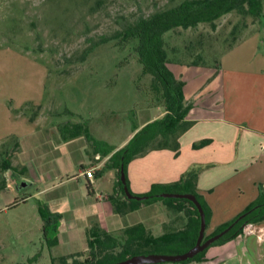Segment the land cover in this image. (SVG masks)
Returning a JSON list of instances; mask_svg holds the SVG:
<instances>
[{"label": "rangeland", "instance_id": "374dc122", "mask_svg": "<svg viewBox=\"0 0 264 264\" xmlns=\"http://www.w3.org/2000/svg\"><path fill=\"white\" fill-rule=\"evenodd\" d=\"M181 1L0 0V107L33 103L34 111L40 105L52 119L73 121L94 137L120 142L143 114L156 111L148 108L150 104L162 103L151 87V76L141 72L135 40L124 41L121 33L138 17ZM245 9L162 33L166 66L183 82L184 103H196L200 110L197 103L227 102L231 73L242 72L252 38L264 39V0L258 16ZM155 146V140L148 144ZM6 158L0 150V161ZM11 180L8 176L0 191V264H32L34 257L39 259L34 264H46L41 262L46 241L34 201L27 195L29 187L16 189L14 184L22 179L16 177L14 184ZM22 198L28 203L10 206ZM149 212L143 223L150 237L183 224L182 211L160 203ZM46 231L52 237L51 228ZM85 238L86 249L66 256V263L85 257L88 230ZM62 262L59 257L52 260V264Z\"/></svg>", "mask_w": 264, "mask_h": 264}, {"label": "crops", "instance_id": "0c3cea01", "mask_svg": "<svg viewBox=\"0 0 264 264\" xmlns=\"http://www.w3.org/2000/svg\"><path fill=\"white\" fill-rule=\"evenodd\" d=\"M249 47L242 72L230 75L226 103H197L200 110L196 103H184L189 105L184 119L190 124L176 134L177 148L147 146L125 164L126 185L134 195L146 193L152 184H173L194 169L193 190L208 210L203 236L236 217L264 190V39L252 38ZM33 105L15 108L3 103L0 107V150L5 155L10 152L8 159L0 161V191L8 176L12 184L16 177L24 179L40 229L38 203L53 215L56 240L52 245L44 241L46 255L41 262L52 264L57 257L85 250L89 229L94 228V234H113L137 224L145 229L143 222L159 203L178 211L173 203L160 200L137 206L128 203L116 211L111 196L115 169L109 155L93 152L82 133L61 135L63 124L73 121L52 119L40 105L33 111ZM148 108L156 111L143 114L116 144L89 134L119 148L142 125L163 114L161 104ZM203 139L207 143L192 146ZM89 167L93 168L91 179L82 175ZM102 176L107 178L104 183H100ZM22 203L27 204V199ZM37 260L34 257L30 262ZM182 264H264V220L246 224L232 238L208 245L197 259Z\"/></svg>", "mask_w": 264, "mask_h": 264}, {"label": "trees", "instance_id": "16d2710c", "mask_svg": "<svg viewBox=\"0 0 264 264\" xmlns=\"http://www.w3.org/2000/svg\"><path fill=\"white\" fill-rule=\"evenodd\" d=\"M243 6H246V12L251 15L258 16L260 14V0H183L172 8L155 11L146 17H138L123 29L121 33L122 40H135L134 51L137 56V61L141 66V72L151 76V87L159 94L162 100L160 104L163 108V114L160 118L153 119L142 125L121 147L116 149L94 138L86 129L79 128V126L68 122L63 124L59 129V133L63 136H75L82 133L93 152H97L101 156L109 155L108 160L113 164V168L115 169V179L111 196L115 199L114 208L116 211L119 212L122 206L128 203L132 206H137L142 203L162 199L173 203L176 209L182 211L185 222L181 228L156 237L148 236L140 224L126 227L117 235L103 232L94 234V228L89 229V247L85 257L81 261L71 260L69 263L65 262V257H60L63 261L62 264H109L133 254L181 253L194 244L199 225L198 213L194 205L183 198H161L155 196V194L160 192L192 193L203 209L206 224L208 210L200 196L193 190L195 170L191 169L186 171L179 181L170 185L152 184L149 190L142 194L146 195L147 199L136 201L127 199L123 194L118 173L119 164H123L125 175V164L154 140L156 141V148L171 147L175 150L177 148L175 141L176 134L183 131L190 124L188 120L184 119V114L188 110L189 105L183 102V82L176 79L166 66L167 61L161 37L162 33L176 26L187 28L200 22H212L219 16L231 10L241 9ZM207 141L203 139L192 146L200 147L207 143ZM9 153H7L6 159H8ZM98 173L96 172L95 176ZM19 202H24V198L18 201L14 200L10 206H15ZM37 211L42 222V237L47 245H52L56 240L54 217L40 203L37 205ZM245 211L248 212L213 243L223 242L232 238L246 224L264 220V190L240 213ZM233 219L203 238L205 239L220 231L233 221ZM47 227L51 228L53 233L52 237L48 238ZM203 251L204 249L192 258L177 262L176 264L197 259Z\"/></svg>", "mask_w": 264, "mask_h": 264}, {"label": "water", "instance_id": "95a60500", "mask_svg": "<svg viewBox=\"0 0 264 264\" xmlns=\"http://www.w3.org/2000/svg\"><path fill=\"white\" fill-rule=\"evenodd\" d=\"M119 180L122 186V191L124 196L127 199H133L136 201H141L147 199L146 195H134L131 194L127 188L126 182H125V175L123 171V164H119ZM28 184V182L24 179L18 181L14 184V187L16 189H21L25 187ZM155 196H159L161 198H183L188 201H190L194 207L197 210L198 218H199V225H198V231L197 236L195 239L194 244L189 247L187 250L181 252V253H174V254H166V253H147V254H133L131 256H128L124 259L109 263V264H158V263H177L180 261H184L187 259L192 258L195 254L205 249L208 245L216 241L218 238H220L223 234H225L239 219H241L248 211H245L243 213H240L231 221L226 227L221 229L220 231L214 233L213 235L203 238V230L205 227V219H204V212L203 209L197 200V198L192 193H179V192H160L158 194H155Z\"/></svg>", "mask_w": 264, "mask_h": 264}, {"label": "built area", "instance_id": "2783aa9c", "mask_svg": "<svg viewBox=\"0 0 264 264\" xmlns=\"http://www.w3.org/2000/svg\"><path fill=\"white\" fill-rule=\"evenodd\" d=\"M82 175L87 179H91L93 177V168L89 167L82 171Z\"/></svg>", "mask_w": 264, "mask_h": 264}]
</instances>
